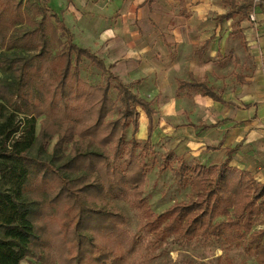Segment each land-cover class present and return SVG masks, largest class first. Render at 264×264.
<instances>
[{"label": "trees", "instance_id": "obj_1", "mask_svg": "<svg viewBox=\"0 0 264 264\" xmlns=\"http://www.w3.org/2000/svg\"><path fill=\"white\" fill-rule=\"evenodd\" d=\"M237 1L222 0L232 10L218 23L247 16L254 6V0L239 7ZM5 11L0 0V26L11 24ZM37 14L41 21H30L25 34L37 53H0V174L7 183L0 187V264H49L55 253L60 264H144L137 257L146 242L126 229V215L108 199L127 201L140 216L139 231L157 243L214 238L223 235L225 224L239 227L238 237H250L258 264H264V229L254 231L264 213V183L228 165L235 150L211 167H191L184 156L167 151L160 176L176 164L175 180L183 184L191 171L193 196L155 214L145 197L148 165L138 150L151 144L156 110L134 91L142 80L124 83L103 59L75 44L57 15L40 7ZM84 58L101 70L104 85L82 79ZM185 89L223 102L204 80L179 81V92ZM143 112L149 121L145 144L136 137ZM222 216L228 222H219Z\"/></svg>", "mask_w": 264, "mask_h": 264}, {"label": "crops", "instance_id": "obj_2", "mask_svg": "<svg viewBox=\"0 0 264 264\" xmlns=\"http://www.w3.org/2000/svg\"><path fill=\"white\" fill-rule=\"evenodd\" d=\"M43 1L75 44L111 56L107 64L115 75L144 80L143 92L134 91L154 105L160 96L165 119L180 118L191 105V123L177 125L179 141L170 151L188 164L211 167L235 150L228 165L264 183V1L254 0L247 16L221 23L218 17L232 10L222 0ZM194 79L204 80L223 102L201 91L179 92V81ZM152 80L157 84L149 85ZM166 129L158 134L155 128L153 142L162 133L170 136L172 127Z\"/></svg>", "mask_w": 264, "mask_h": 264}, {"label": "rangeland", "instance_id": "obj_3", "mask_svg": "<svg viewBox=\"0 0 264 264\" xmlns=\"http://www.w3.org/2000/svg\"><path fill=\"white\" fill-rule=\"evenodd\" d=\"M8 7L5 11L4 18L11 24H4L0 26V53L17 51L25 54L37 53L36 47L31 42L29 36L25 34L31 30L30 21L39 22L41 16L38 15V7L46 10L51 14L48 5L43 0H3ZM19 5V8H16ZM38 6V7H37ZM59 28L60 25H57ZM61 39L64 43L67 41L65 33H61ZM109 62L113 58L111 56H98ZM115 58V57H114ZM108 66V64H107ZM114 67V66H113ZM112 67V72L115 74V69ZM117 75V74H116ZM81 77L84 81L91 85H104L105 77L101 70L88 58H84L81 65ZM124 83L132 82V79L121 78ZM144 82V80H142ZM155 85V81H148V84ZM157 84V83H156ZM143 85H135L134 89L143 92ZM157 86V85H156ZM113 99L117 98V90L115 88L111 91ZM141 97H143L140 94ZM144 98V97H143ZM155 109L157 112L154 116V124L158 134L160 131L167 130V127H172L170 136H165L163 133L158 140H151V144L147 151L138 153L141 154L142 159L148 165L147 182L145 186V197L148 200L153 212L160 215L177 203L188 202L192 196V179L191 171L187 173V180L183 184H177L175 180L174 169L176 164H171L169 169L160 176L159 169L163 162L164 154L173 148L178 143L179 138L175 135L177 125L191 123V105H184L183 114L178 119H165L161 114V97L155 98ZM112 114L111 118H115L117 110ZM23 118V115H19ZM182 117V118H181ZM149 121L147 116L141 113L140 131L136 135L139 142L145 144L147 141V132ZM190 125V124H188ZM39 128V126H38ZM180 136V135H179ZM182 136V135H181ZM127 140L132 138V128L130 127L127 133ZM171 138L173 141L168 140ZM56 142V138L50 142V150ZM196 161L189 160V166L195 165ZM124 166L123 161L120 162ZM5 176L0 174V187H6ZM109 203L114 207L120 209L127 217L126 229L131 233L140 236L145 242L146 247L140 253L137 259L141 258L144 264H258L257 256L253 246L250 244V237L240 239L238 233H241L239 227H230L227 224L224 226L223 235L214 238L198 237L193 240H181L176 237L169 238L166 242L157 243L153 236L145 232L139 231L141 223L138 212L133 209L125 200L108 199ZM231 218H234L231 212ZM229 218L222 216L218 219L219 222H228ZM233 220V219H232ZM264 229V213L257 218L254 231ZM237 231V232H236ZM59 255L56 253L49 264H60ZM58 262V263H57ZM22 264H42L38 260H27Z\"/></svg>", "mask_w": 264, "mask_h": 264}, {"label": "built area", "instance_id": "obj_4", "mask_svg": "<svg viewBox=\"0 0 264 264\" xmlns=\"http://www.w3.org/2000/svg\"><path fill=\"white\" fill-rule=\"evenodd\" d=\"M251 19H252V21H254V17L253 16H251Z\"/></svg>", "mask_w": 264, "mask_h": 264}]
</instances>
